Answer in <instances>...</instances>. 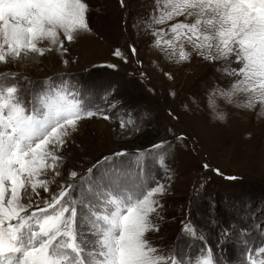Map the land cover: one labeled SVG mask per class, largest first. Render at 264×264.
Returning a JSON list of instances; mask_svg holds the SVG:
<instances>
[{"label": "snow or ice", "instance_id": "snow-or-ice-1", "mask_svg": "<svg viewBox=\"0 0 264 264\" xmlns=\"http://www.w3.org/2000/svg\"><path fill=\"white\" fill-rule=\"evenodd\" d=\"M88 10L83 0H0V63L22 53L43 56L53 47L66 52L65 40L90 31ZM145 29L166 60L180 64L195 53L209 62L225 61L220 70L233 83L209 96L213 110L219 98L245 110L259 104L258 117L264 115V0H153ZM44 41L47 49L39 46ZM99 114L67 81H45L37 89L27 77H0V264H222L190 223L182 239L200 243L192 251L165 255L145 238L159 231L152 217L161 218L157 196L165 192L148 178V165L162 163L165 152L115 153L105 157L102 169H89L91 176L61 184L42 205L23 202L29 188L37 196V187L48 190L49 181L41 177L62 165L57 152L66 137L78 122ZM126 123H133L130 116L121 127ZM76 176L70 173V179ZM220 242H231L227 231ZM237 243L236 264H264V243L255 245L243 235Z\"/></svg>", "mask_w": 264, "mask_h": 264}, {"label": "rangeland", "instance_id": "rangeland-1", "mask_svg": "<svg viewBox=\"0 0 264 264\" xmlns=\"http://www.w3.org/2000/svg\"><path fill=\"white\" fill-rule=\"evenodd\" d=\"M83 2L89 9L90 31L71 43L65 40L66 52L53 47L43 56L22 53L18 59L0 63V77H27L37 89L45 81H67L101 110L78 122L66 137L57 152L63 157L62 165L41 177L49 181L48 190L37 187V196L29 188L23 202L31 200L33 208L36 202L42 205L61 184L91 176L106 166L105 157L111 160L115 153L165 152L162 163L148 165V178L163 185L165 192L157 196L163 206L158 208L161 218L152 217L159 231H150L145 238L165 255L174 249L192 251L200 243L182 239L183 226L190 223L222 264H236L242 235L255 245L264 243V115L258 117L260 105L245 110L218 98L213 110L209 96L233 83L220 70L225 61L209 62L195 53L180 64L166 60L153 47L155 37L145 29L153 0H124V6L120 0ZM39 46L47 49L48 42ZM231 68L238 65L233 63ZM19 86L23 88L24 82ZM221 113L223 121L217 118ZM129 116L133 123L122 128L121 120L127 122ZM158 144L163 147L154 149ZM71 172L77 176L70 179ZM224 231L231 242L218 243Z\"/></svg>", "mask_w": 264, "mask_h": 264}]
</instances>
